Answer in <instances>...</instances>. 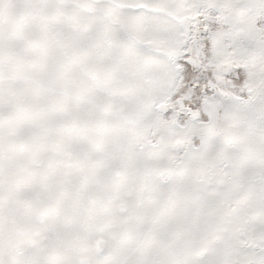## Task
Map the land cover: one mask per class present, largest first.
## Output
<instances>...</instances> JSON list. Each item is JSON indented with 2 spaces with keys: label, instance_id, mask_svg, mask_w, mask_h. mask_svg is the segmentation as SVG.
I'll use <instances>...</instances> for the list:
<instances>
[{
  "label": "snow or ice",
  "instance_id": "1",
  "mask_svg": "<svg viewBox=\"0 0 264 264\" xmlns=\"http://www.w3.org/2000/svg\"><path fill=\"white\" fill-rule=\"evenodd\" d=\"M0 264H264V0H0Z\"/></svg>",
  "mask_w": 264,
  "mask_h": 264
}]
</instances>
